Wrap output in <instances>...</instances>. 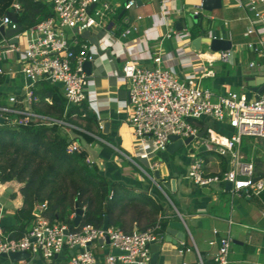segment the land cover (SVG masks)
I'll list each match as a JSON object with an SVG mask.
<instances>
[{
	"label": "crops",
	"instance_id": "0c3cea01",
	"mask_svg": "<svg viewBox=\"0 0 264 264\" xmlns=\"http://www.w3.org/2000/svg\"><path fill=\"white\" fill-rule=\"evenodd\" d=\"M109 2L113 13L107 17V29L118 33L130 22L137 25L138 31L130 36L136 38L137 45L130 51L135 54L139 65L154 66L153 58L159 52L162 56L161 66L170 68L180 80H191L209 89L214 96L235 91L247 99L254 97L256 91L249 83L252 81L251 77L255 81L264 77V67L248 66L256 56L242 48L248 39L245 30L250 17V13L243 7L232 0H221L220 7L203 9L197 16V21L189 25L186 18L193 16L190 10L199 0H136V5L130 10L123 8L126 0ZM137 14L142 16L138 20L135 19ZM183 20L186 25L176 27V23ZM197 22L202 25V31L197 36L208 38L209 32L221 34L236 47L233 53L223 60L208 61L198 55V51L203 52L204 56L205 53L212 52L207 42L202 41L199 49H195L192 43L180 45L179 39L174 36L163 37L166 30H177L183 36H191V27ZM95 31L103 46L110 45L113 51L105 58L101 53L105 48L101 47L97 54L102 61L94 60L92 64L93 74L85 102L96 114L98 127L94 133L87 132L93 137L91 142L83 136H77L75 129L61 128V131L86 150L88 159L109 182H117L124 187L113 208V216L119 222L118 227L130 232L144 230L152 226L153 222L164 221L165 228L161 232V247L156 264H200L199 256L201 261L202 256L210 259L217 248L216 243L209 242H216L226 234L232 240L228 264H264V199L261 193L246 196L227 190L225 182L199 186L185 177L189 164L196 157L203 160L205 169L210 172L221 170L223 157L227 160L226 168L230 166L229 154H219L213 144L210 146L203 140L207 137L206 133L201 139L191 140L173 153L158 150L152 155L142 154L143 150L135 143L128 123V88L120 74L123 60L129 57L130 52L124 50L119 43L110 44V34L98 29ZM2 36L7 37L0 33V37ZM195 37L191 36L192 39ZM14 43H18L22 49L25 38L17 39ZM203 45H207L210 50H203ZM20 60H23L21 52L0 55V66L4 71L0 74V105H10L9 97L15 96L19 100V107L29 104L32 108L37 101L31 94L34 84L29 86L30 80L19 71ZM46 82L57 86L63 95L60 84ZM46 101L51 103L50 98H46ZM104 120L109 122L105 131L102 130ZM200 120L216 132L227 135L232 132L224 122L209 116H202ZM254 141L253 138L251 142ZM151 147L150 140H147L146 149ZM241 151L245 156L242 149ZM19 187L20 183L14 180L0 182L2 234H9L18 223L15 210L22 205ZM39 205L40 203L35 204V209ZM178 219L184 225L183 238L169 235L165 240L169 223ZM92 249L98 254L102 264L103 255L108 248ZM57 259H66V255L57 256ZM2 261L7 262L5 258ZM35 264L43 262L36 258Z\"/></svg>",
	"mask_w": 264,
	"mask_h": 264
},
{
	"label": "built area",
	"instance_id": "2783aa9c",
	"mask_svg": "<svg viewBox=\"0 0 264 264\" xmlns=\"http://www.w3.org/2000/svg\"><path fill=\"white\" fill-rule=\"evenodd\" d=\"M163 1V0H160ZM250 13L249 24L245 34L248 39L242 48L256 56L248 66L264 67V0H232ZM53 10V15L40 20L34 25L21 29L11 37L25 38L24 48L10 41L11 37H0V55L21 52L19 71L29 80V86L38 80L61 85L66 107L80 105L88 98V87L93 74L94 60L102 61L97 54L100 48L107 58L112 49L98 39L96 29L110 34L109 43H119L128 50L129 57L123 60L120 74L127 84L129 99L128 123L132 130L135 143L142 148V154H153L158 150H166L171 135L181 139L197 137L200 130L191 122L202 116H209L224 122L231 128L230 134L214 131L207 127V137L203 140L213 144L221 155L229 154L230 166L223 172H210L205 169L203 160L199 157L189 164L185 177L199 186H209L214 183H231V192L246 196L259 195L264 190V178H254V164L246 160L240 149L242 137L256 140L264 139V88L256 92L252 99L244 95L227 91L216 95L207 88L193 83L191 80H180L168 67L161 66L162 56L158 52L154 58V66L146 67L138 63L135 54L130 50L137 45L136 38H130L138 31L134 22L128 23L118 33L107 29V17L113 13L109 0H47ZM136 5V0H126L124 10H130ZM203 0L194 5L190 13L198 16L203 10ZM20 4L13 0L9 8L0 14V24L4 28H16L7 12L16 15ZM142 16L135 15L138 20ZM176 37L182 46L191 43V36H183L177 30H166L163 37ZM208 38L224 39L220 34L209 32ZM208 46L209 43L207 42ZM105 51V52H104ZM199 57L208 61L223 60L233 53L231 44L228 49L212 50L210 53L198 51ZM91 62V72L87 73L84 63ZM0 66V74H3ZM28 102L31 95L28 94ZM10 105H0V117L14 126L25 125L29 122L40 124H58L66 130L85 131L82 127L62 118H56L34 111L30 105L19 107V100L10 96ZM75 117V114L72 115ZM101 127V125H99ZM150 140L152 147L146 149V141ZM68 152H80L83 147L75 140L67 145ZM86 162L92 161L86 157ZM111 196V193L109 194ZM46 208V201L35 209V217L25 233L18 238L0 233V264H31L33 258H39L43 264L54 260L53 264H98L99 256L92 247L108 248L103 255L102 264H150L152 242H159L160 225L155 223L144 230L123 231L118 226H93L85 224L71 230L64 222L50 220L41 211ZM264 215V212H263ZM73 226V225H72ZM66 231V232H65ZM108 238V242L105 239ZM101 240V242H99ZM231 237L226 234L216 242V250L211 254L215 264H228ZM115 247L122 251L111 253ZM14 251H27L29 259L12 263L8 254ZM71 252V253H70ZM66 255V259H54V255ZM5 258L7 262H3ZM199 263L203 264L199 256Z\"/></svg>",
	"mask_w": 264,
	"mask_h": 264
},
{
	"label": "trees",
	"instance_id": "16d2710c",
	"mask_svg": "<svg viewBox=\"0 0 264 264\" xmlns=\"http://www.w3.org/2000/svg\"><path fill=\"white\" fill-rule=\"evenodd\" d=\"M12 1L0 0V14L8 10ZM16 1L20 4L17 21L23 29L53 15L51 5L44 0ZM200 31L201 23L193 24L191 36H197ZM31 91L37 100L32 105L34 110L56 118L64 117L85 130H74L77 136H83L88 142L93 140L87 132L94 133L98 121L85 101L65 108L66 101L60 89L44 80L36 81ZM46 98H50L51 103ZM73 114L75 117H72ZM191 122L200 130L204 126L200 119H191ZM98 134L101 135V132ZM250 138L242 137L240 144L246 160H249L246 155L250 154ZM69 142L70 138L61 131L58 124L29 122L14 126L7 120L0 121V182L17 181L20 183L19 192L22 196V205L15 210L18 223L9 232L11 237L18 238L25 233L35 217V204L44 201L46 208L41 213L50 220L56 219L70 225L71 230L85 224L102 226L105 216L107 225L118 226L113 208L124 187L117 182H109L95 164L89 165L86 162V150L68 152L66 148ZM223 158L220 172L227 169V160ZM254 161L253 164L257 167L260 159L254 157ZM253 174L254 178H264V172L256 169ZM261 195L264 199V190ZM75 205L82 209L77 228L71 225ZM159 225L161 233L165 222H159ZM202 261L203 264H215L212 258L205 259L202 256Z\"/></svg>",
	"mask_w": 264,
	"mask_h": 264
},
{
	"label": "water",
	"instance_id": "95a60500",
	"mask_svg": "<svg viewBox=\"0 0 264 264\" xmlns=\"http://www.w3.org/2000/svg\"><path fill=\"white\" fill-rule=\"evenodd\" d=\"M220 6H221V0H203V8L204 9L212 10L213 8H218ZM7 16H9V18L13 22L17 23V17L15 14H13L11 12H7ZM196 20H197L196 16H189L186 18V22L189 25H191L193 22H196ZM186 22H185V20L178 22V23H176V27L179 28L181 25H183V27H184L186 25ZM21 29H22V27L19 24H17L16 28H14V29H11V28L5 29L4 26L0 24V33L5 34L7 37H11L13 34L20 31ZM10 41L16 42L17 39L14 37H11ZM202 41L208 42L211 50L228 49L231 46L230 40L219 39V38L210 40L207 37H201V36H197V37L193 38L191 43L195 49H199L200 43ZM84 69L86 70L87 73L91 72V62L90 61H86L84 63ZM251 79H252V81L249 83V85L252 87V89L254 91L260 92L264 88V77L259 79V80H256V81L253 80L252 77H251ZM0 121H3V118L0 117ZM108 126H109V122L107 120H104L102 122V130L103 131L107 130ZM207 127H208L207 124H204L203 128L198 131V133H197L198 138H201L204 135V133L207 130ZM191 140H193L192 136L181 139L177 135H171L170 136V142L168 143L166 150L169 153H173L178 147L182 146L183 144H185V145L188 144ZM156 177H158L157 174H156ZM225 187L227 190H229L231 188V183L229 181H226ZM81 214H82V209L78 208L77 205H75V215L73 217V221H72L71 225H73V226L78 225ZM106 226H107V217L105 216L104 223H103L102 227L105 228ZM68 228H70V225L68 226ZM167 232H168V235L165 236V240H167V237H169V235H175L176 238L182 239L184 236V225L182 223V220L178 219L176 221L170 222L169 228L167 229ZM105 241L108 242V238H106ZM99 242H101V240H99ZM160 247H161V245L159 242H152L150 244V250H151L150 264H156L157 263ZM120 252H122V251L118 250L115 247L111 248V253H113V254L120 253ZM2 256L3 257L8 256L12 263H14L18 260H22V259H26V260L29 259V253L27 251H14V252H9L8 254L3 253ZM55 258H57V254L54 255V259ZM53 263H54V260L47 263V264H53ZM98 264H100V263H98Z\"/></svg>",
	"mask_w": 264,
	"mask_h": 264
},
{
	"label": "rangeland",
	"instance_id": "374dc122",
	"mask_svg": "<svg viewBox=\"0 0 264 264\" xmlns=\"http://www.w3.org/2000/svg\"><path fill=\"white\" fill-rule=\"evenodd\" d=\"M193 16H195V15H193ZM202 49L205 50V49H209V48H208L207 45H203ZM234 49H236V47H233V50ZM251 140L253 141L252 138H250L248 140V143L251 145L250 154L246 155V156L249 157V160H251L254 163H255L254 157H257L258 159H260V161L258 162L257 167L254 166V169H256L257 171H260V172H264V141L255 139L254 143H252ZM97 247L99 248V246H94V248L96 250H98ZM35 261H36V258H33L32 259V264H35Z\"/></svg>",
	"mask_w": 264,
	"mask_h": 264
}]
</instances>
